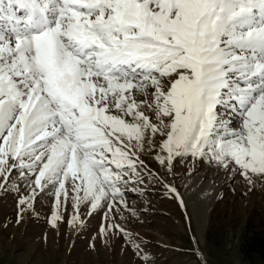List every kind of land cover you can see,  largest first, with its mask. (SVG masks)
<instances>
[{"label": "snow or ice", "instance_id": "snow-or-ice-1", "mask_svg": "<svg viewBox=\"0 0 264 264\" xmlns=\"http://www.w3.org/2000/svg\"><path fill=\"white\" fill-rule=\"evenodd\" d=\"M157 139L169 170L264 175V0H0V189L20 192L13 171L31 189L18 222L49 188L53 227L69 203L73 223L85 203L108 220Z\"/></svg>", "mask_w": 264, "mask_h": 264}, {"label": "rangeland", "instance_id": "rangeland-1", "mask_svg": "<svg viewBox=\"0 0 264 264\" xmlns=\"http://www.w3.org/2000/svg\"><path fill=\"white\" fill-rule=\"evenodd\" d=\"M229 115L232 127H239V115ZM156 143L140 154V182L122 189L127 207L118 205L108 220L106 204L93 211L85 203L73 223L76 213L69 203L61 206L63 219L53 227L54 189L49 188L18 222V201L31 189L13 171L12 182L20 192L10 190L11 184L0 189V264H264L257 256L246 259L242 251L247 228L264 229V175L249 173V180L239 171L191 156L177 158L169 170L156 159L159 139ZM191 176L211 180L218 188L207 218L201 189L193 187ZM166 185L177 189L183 205ZM113 220L130 238L111 229L107 235L99 232Z\"/></svg>", "mask_w": 264, "mask_h": 264}, {"label": "trees", "instance_id": "trees-1", "mask_svg": "<svg viewBox=\"0 0 264 264\" xmlns=\"http://www.w3.org/2000/svg\"><path fill=\"white\" fill-rule=\"evenodd\" d=\"M242 251L246 259H254L259 257L264 260V229L250 230L247 228V233L243 239Z\"/></svg>", "mask_w": 264, "mask_h": 264}, {"label": "bare ground", "instance_id": "bare-ground-1", "mask_svg": "<svg viewBox=\"0 0 264 264\" xmlns=\"http://www.w3.org/2000/svg\"><path fill=\"white\" fill-rule=\"evenodd\" d=\"M188 180L193 184V187L201 189L203 212L205 218H207L211 211V204L217 195L218 188L215 186L213 181L205 182L202 178L191 176Z\"/></svg>", "mask_w": 264, "mask_h": 264}]
</instances>
